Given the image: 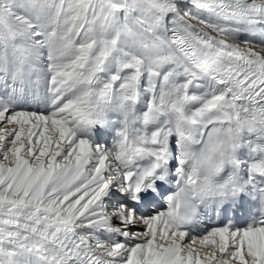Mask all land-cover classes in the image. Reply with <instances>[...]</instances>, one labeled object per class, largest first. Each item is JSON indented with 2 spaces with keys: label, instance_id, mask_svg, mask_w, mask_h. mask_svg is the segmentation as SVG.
<instances>
[{
  "label": "snow or ice",
  "instance_id": "obj_1",
  "mask_svg": "<svg viewBox=\"0 0 264 264\" xmlns=\"http://www.w3.org/2000/svg\"><path fill=\"white\" fill-rule=\"evenodd\" d=\"M0 264H264V0H0Z\"/></svg>",
  "mask_w": 264,
  "mask_h": 264
},
{
  "label": "bare ground",
  "instance_id": "obj_2",
  "mask_svg": "<svg viewBox=\"0 0 264 264\" xmlns=\"http://www.w3.org/2000/svg\"><path fill=\"white\" fill-rule=\"evenodd\" d=\"M101 131H104V130H101ZM108 134H110V136L112 138V134L110 132ZM99 138H100V136H97V135L93 136V139L95 140L96 143H105V144H107V143L111 142V138H109V140L108 141L106 140L105 142H100ZM102 138H105V137H102Z\"/></svg>",
  "mask_w": 264,
  "mask_h": 264
}]
</instances>
